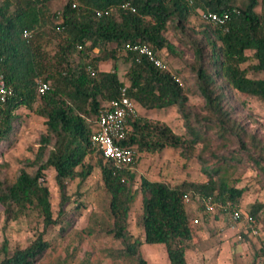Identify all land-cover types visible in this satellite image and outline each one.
Segmentation results:
<instances>
[{
  "label": "trees",
  "instance_id": "16d2710c",
  "mask_svg": "<svg viewBox=\"0 0 264 264\" xmlns=\"http://www.w3.org/2000/svg\"><path fill=\"white\" fill-rule=\"evenodd\" d=\"M53 1L0 0V74L10 90L7 100L0 103V157L15 142L21 108L42 117L46 127L34 157L26 162L32 171L22 168L13 182L0 181V213L6 220L36 210L43 230L26 247L16 246L11 252L4 240L0 264H34L50 248L44 238L48 229L60 225L62 219L66 224L59 226L60 234L73 227L82 204L67 216L62 207L67 201V181L76 178L80 186L92 173L87 157L95 151L102 154L90 141L98 108L115 98L124 83L139 108L176 107L186 132L179 135L165 122L137 114L128 121L131 128L121 145L139 153L179 150L184 159L196 158L207 180H184L172 186L140 176L136 189L141 195L142 236H134L128 231V216L137 182L132 170L135 162L115 169L101 155L97 166L112 220L105 231L120 240L118 252L132 258L133 264H147L140 251L143 243L164 244L170 264H187L186 247L198 234L184 196L199 203L210 196L215 203L229 202L241 210L245 189L228 182V172L239 160L234 155L239 153L251 161L264 182V140L247 130L233 106L234 91L264 103V0H247L242 7L232 0H65L57 10L50 6ZM198 9L227 11L230 18L222 26L204 23L199 36L190 39L194 52L187 66L193 77L191 88L185 90L178 70H159L125 48L146 43L159 54L164 48L170 50L166 30L185 26ZM25 28L33 29L28 40L21 35ZM103 61H111V68L98 70ZM119 65L126 68L125 80L119 77ZM87 66L97 69V74L90 75ZM40 82L48 85L42 94ZM189 94L201 97L200 111L191 110ZM47 169L55 174L61 198L56 215L45 178ZM263 207L252 204L250 219L259 220ZM220 211L227 214L228 210Z\"/></svg>",
  "mask_w": 264,
  "mask_h": 264
},
{
  "label": "rangeland",
  "instance_id": "374dc122",
  "mask_svg": "<svg viewBox=\"0 0 264 264\" xmlns=\"http://www.w3.org/2000/svg\"><path fill=\"white\" fill-rule=\"evenodd\" d=\"M64 2L65 0H54L50 6L53 10H57ZM232 2L235 6L242 7L247 0H232ZM257 10H259L258 7ZM203 25L204 22L200 20L199 15H193L190 16L185 26H171L165 32L172 48L170 50L164 48L161 50V55L173 70L180 72L185 90L191 88L193 82V77L187 68L194 58V52L189 45L190 39L195 38L196 35L199 36L197 32L203 28ZM52 47L50 45L48 50H51ZM248 53L250 54V52ZM111 65V61H103L97 65V68L98 70H108ZM125 71V66L119 65L118 74L122 80H125L123 79ZM249 75L255 76L253 72H250ZM256 76L260 77L261 75L256 74ZM188 97L191 110L200 111L203 106L201 97L195 94H189ZM233 106L247 130L256 133L259 138L264 140V103L253 96H243L234 91ZM17 113L21 118L15 124L17 127L15 142L0 157V181L13 182L22 168L29 172L32 171L26 162L34 157L40 135L46 129L44 119L34 112L21 108ZM137 114L151 120L163 121L179 135H184L186 132L184 121L176 107L147 111L138 106ZM214 145L217 146V143ZM231 150H236V147ZM101 155L95 151L87 157V160L93 165V170L80 186L78 185L79 180L76 178L67 181V201L62 202V207L68 211L67 216H72L75 211L74 207L81 203L79 213L73 227L65 234L59 233V226L66 224L65 219L61 220L60 225L48 229L44 238L50 242V248L34 264H131L133 262L132 258L121 256L118 252L121 247L120 240L114 239L111 234L105 231L111 227L112 220L108 212V195L103 187L100 169L97 166ZM234 156H237L239 160L234 163L235 168L229 170L228 182L235 187L245 189L240 202L241 217L240 220L235 221L244 222L248 226L246 227L248 234L256 230V233H252L255 245L258 244L264 250V207L259 220H250L248 214L252 204L262 203L264 206V182L246 156H242L240 153ZM132 170L136 174L137 182L134 186V199L129 210L128 231L135 235L142 234L141 195L136 189L140 176L150 180L164 181L172 186L184 180L193 182L207 180L201 169V164L195 157L184 159L179 154V150L171 148L155 153L136 152ZM54 175L53 170L45 171L50 200L54 208V215H56L58 207L61 205V198ZM190 204L201 208L196 198H191ZM218 212L221 211L218 209L216 213ZM42 230V218L36 210H28L24 216L16 220H6L5 214L0 213V249L4 240L7 241L9 252L16 246L24 248ZM2 258L3 254L0 252V260Z\"/></svg>",
  "mask_w": 264,
  "mask_h": 264
},
{
  "label": "built area",
  "instance_id": "2783aa9c",
  "mask_svg": "<svg viewBox=\"0 0 264 264\" xmlns=\"http://www.w3.org/2000/svg\"><path fill=\"white\" fill-rule=\"evenodd\" d=\"M74 6V3H73ZM198 15L202 22L210 23L212 25L222 26L229 20L230 15L227 11L216 13L212 10L198 9ZM22 38L30 39L33 36V29L25 28L22 30ZM80 48V46H78ZM127 50L143 56L157 69L162 71H171V66L165 58L156 53L152 46L146 43H131L125 46ZM87 72L95 76L97 69L87 66ZM178 81V79L176 78ZM47 83L40 82L38 85V92L44 93L47 89ZM129 86L127 83L119 87L118 95L115 98L103 103L96 114L94 128L90 134V141L93 147L102 153L104 160L110 162L115 169L131 166L135 162L136 151L132 146H122L121 141L126 137L127 132L130 130L128 121L137 116L138 104L135 100L128 95ZM10 94L9 88L6 86L5 81L0 74V103H4ZM184 201L189 204L191 197L184 196ZM201 209L203 214H213L219 210H228L227 214L232 220H239L240 210L235 209L228 202L224 205L213 202L210 196L203 197L200 200ZM250 219V217H249ZM251 220V219H250ZM195 225L199 224L198 218H193ZM256 233V230H253Z\"/></svg>",
  "mask_w": 264,
  "mask_h": 264
},
{
  "label": "crops",
  "instance_id": "0c3cea01",
  "mask_svg": "<svg viewBox=\"0 0 264 264\" xmlns=\"http://www.w3.org/2000/svg\"><path fill=\"white\" fill-rule=\"evenodd\" d=\"M187 211L191 219H199L198 238L185 250L187 264H264V250L255 245L253 231L248 234L244 222L222 212L203 214L190 203ZM140 251L147 264H170L164 244L143 243Z\"/></svg>",
  "mask_w": 264,
  "mask_h": 264
}]
</instances>
